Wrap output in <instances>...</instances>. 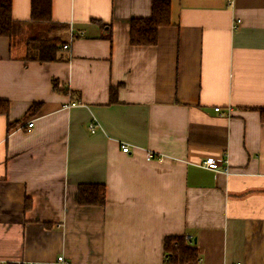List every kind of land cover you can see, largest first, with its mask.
<instances>
[{"label": "crops", "instance_id": "obj_1", "mask_svg": "<svg viewBox=\"0 0 264 264\" xmlns=\"http://www.w3.org/2000/svg\"><path fill=\"white\" fill-rule=\"evenodd\" d=\"M152 1L51 0L37 23L31 0H11L0 262L167 264L164 238L189 235L197 264H264V0H169L156 44L131 45ZM81 184H103L105 202L79 204Z\"/></svg>", "mask_w": 264, "mask_h": 264}, {"label": "trees", "instance_id": "obj_2", "mask_svg": "<svg viewBox=\"0 0 264 264\" xmlns=\"http://www.w3.org/2000/svg\"><path fill=\"white\" fill-rule=\"evenodd\" d=\"M51 0H31L32 21L37 23L50 22ZM170 24V1L153 0L150 15L142 18H132L129 25V42L135 46H149L157 42L158 29ZM18 31L17 22L11 18V0H0V36L13 37ZM39 45L41 60H54L57 43H45ZM47 49L44 50L42 47ZM34 110L35 106H32ZM31 107V108H32ZM8 111V102L0 99V115ZM264 119V109L260 110ZM77 201L81 205H102L105 202V187L103 184H81L77 190ZM28 203L25 202V208ZM164 255L167 264H197L198 248L191 240H186L183 235H170L164 238ZM15 264V263H5Z\"/></svg>", "mask_w": 264, "mask_h": 264}, {"label": "built area", "instance_id": "obj_3", "mask_svg": "<svg viewBox=\"0 0 264 264\" xmlns=\"http://www.w3.org/2000/svg\"><path fill=\"white\" fill-rule=\"evenodd\" d=\"M72 38V35H70ZM69 47V43L63 44L62 48L66 49ZM73 104V103H72ZM219 108L216 107L215 110H218ZM33 120H29L26 124H25V128L29 129L32 127L33 125ZM97 126H99L98 122L93 118V120H91L88 124V129L91 132H94L95 129L97 128ZM121 148L123 151H128V146L126 144H121ZM145 156L148 160L153 159V158H158L159 156L154 154L153 152H150L148 150H146L145 152ZM222 162V163H221ZM222 164H225L224 166H221ZM201 165L205 168L211 169L213 171H222L224 173H228L229 172V167L227 166V161L226 158L224 157L222 160H216L215 158H206ZM186 240L191 241V236L187 235L186 236ZM0 264H4L3 262H0ZM18 264H23V263H18ZM25 264H65V258L62 254L57 255L53 260L48 261V262H27ZM235 264H242L241 262H236Z\"/></svg>", "mask_w": 264, "mask_h": 264}, {"label": "rangeland", "instance_id": "obj_4", "mask_svg": "<svg viewBox=\"0 0 264 264\" xmlns=\"http://www.w3.org/2000/svg\"><path fill=\"white\" fill-rule=\"evenodd\" d=\"M32 43H34V42H32ZM85 127V126H84ZM98 127V126H97ZM86 129L88 130V131H90L89 129H88V124H86Z\"/></svg>", "mask_w": 264, "mask_h": 264}]
</instances>
